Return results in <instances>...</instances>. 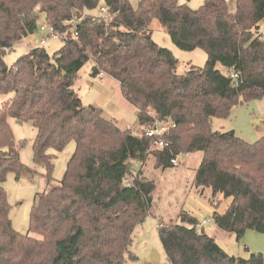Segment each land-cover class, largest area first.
<instances>
[{"label": "trees", "instance_id": "16d2710c", "mask_svg": "<svg viewBox=\"0 0 264 264\" xmlns=\"http://www.w3.org/2000/svg\"><path fill=\"white\" fill-rule=\"evenodd\" d=\"M96 8L100 14L92 13ZM41 12L61 47L49 54L33 46L9 66L5 52L40 30ZM153 19L177 47L203 49L204 66L177 73V59L151 38ZM263 19L264 0H235L234 12L226 0H204L196 9L179 0L136 6L129 0H0V94L10 95L0 105V264H127L133 229L150 213L155 188L143 166L173 167L182 152L202 153L193 185L200 194L211 190L213 207L219 195L230 199L210 216L221 231L237 240L246 229L264 232V135L249 143L211 124L264 92ZM88 60L91 76L118 81L139 125L151 120V111L174 121L165 146L152 150V138L120 129L101 108L81 101L73 85ZM9 117L32 123L33 161L48 178V150L74 143L60 184L38 194L31 209L29 231L40 238L16 231L8 215L1 183L9 172L31 171L20 160L22 142ZM157 231L169 264H264V253H228L186 210L174 222L158 223Z\"/></svg>", "mask_w": 264, "mask_h": 264}, {"label": "rangeland", "instance_id": "374dc122", "mask_svg": "<svg viewBox=\"0 0 264 264\" xmlns=\"http://www.w3.org/2000/svg\"><path fill=\"white\" fill-rule=\"evenodd\" d=\"M139 0H129L136 6ZM204 0H179L192 9L200 7ZM102 6V4H101ZM227 7L230 12L235 10V0H228ZM94 14H100L99 8L92 10ZM104 13V12H103ZM44 13L39 14L38 27L45 22ZM264 28V19L261 21ZM152 40L163 48L168 49L177 59V73H184L190 68L203 67L206 61V53L201 48L184 50L177 47L171 40L166 28L157 19L148 24ZM42 32L37 29L33 34L23 37L12 49L4 54L5 62L10 66L29 48L39 45ZM62 45L60 38L50 39L44 48L49 54H53ZM92 62L86 61L77 74L73 88L84 104H91L102 109L103 115L112 120L120 129H128L133 134L140 132L137 123L135 107L130 105L121 94L118 81L108 75L93 77L90 75ZM216 68L223 74L228 72L225 66L217 64ZM10 95L0 94V105ZM13 136L16 141H21L19 157L23 164L31 171H23L19 175L9 172L1 183L6 193L9 204L8 215L12 227L20 233H28L30 236H41L29 231V219L32 207L36 204L38 194L49 191L60 184L62 171L66 166L73 142H70L62 151L48 150L53 169L48 178L45 167L33 161L32 142L36 130L30 121L22 122L12 117L8 118ZM212 128L218 131L233 130L235 134L252 143L264 135V92L260 97L251 98L233 105L226 118H212ZM152 150L157 148L152 146ZM201 152H182L176 156L177 165L166 169L154 168L151 162H147L144 171L147 177L152 179L155 188L152 192L150 213L137 224L132 232V241L129 253L126 254L127 264H169L166 259L161 241L158 236V223L176 221L181 210L189 211L201 222L206 233L211 235L222 247L229 249L230 254L241 257H249L251 253H264V232L246 229L242 237L237 240L234 234L221 231L210 218L211 212L216 208L221 212L225 209L230 199H223L220 195L217 207H213L208 200L211 190L204 188L199 193L193 185L196 169L201 161ZM64 167V168H63ZM224 209V210H225Z\"/></svg>", "mask_w": 264, "mask_h": 264}, {"label": "built area", "instance_id": "2783aa9c", "mask_svg": "<svg viewBox=\"0 0 264 264\" xmlns=\"http://www.w3.org/2000/svg\"><path fill=\"white\" fill-rule=\"evenodd\" d=\"M101 9L103 12L107 11V7H102ZM39 29L42 32L39 38V45L44 46L48 40L58 38V35L54 32L52 26L44 24L41 25ZM233 77L236 78V75H233ZM149 115L151 116V120L140 125V135L152 138L153 146L156 148H162L166 144L163 135L168 133L171 128H174L175 123L171 118H167L165 120L158 119L152 111L149 112ZM171 163L173 165H177L176 158H173Z\"/></svg>", "mask_w": 264, "mask_h": 264}, {"label": "crops", "instance_id": "0c3cea01", "mask_svg": "<svg viewBox=\"0 0 264 264\" xmlns=\"http://www.w3.org/2000/svg\"><path fill=\"white\" fill-rule=\"evenodd\" d=\"M101 75H103V74H101ZM101 75H99V76H101ZM105 76V75H104ZM119 84V83H118ZM129 103V102H128ZM131 105V104H130ZM133 106V105H132ZM134 107V106H133ZM135 110H136V108H135ZM135 114H137V110H136V113ZM211 122H212V119H211ZM73 149H74V145L72 146V151H73ZM71 150H70V153H69V155H68V158H69V156L71 155ZM67 162V161H66ZM64 168V167H63ZM65 169V168H64ZM62 172H64V170H61ZM63 174V173H62ZM224 209H225V206H224ZM224 209H223V211H224ZM223 211H221V212H223ZM189 212V211H188ZM212 213V212H211ZM222 248L223 249H225L228 253H230V251H229V249H226V248H224L223 246H222Z\"/></svg>", "mask_w": 264, "mask_h": 264}, {"label": "water", "instance_id": "95a60500", "mask_svg": "<svg viewBox=\"0 0 264 264\" xmlns=\"http://www.w3.org/2000/svg\"><path fill=\"white\" fill-rule=\"evenodd\" d=\"M18 122L21 124L22 123V121H20V120H18Z\"/></svg>", "mask_w": 264, "mask_h": 264}]
</instances>
